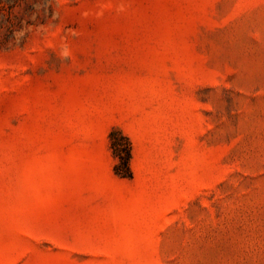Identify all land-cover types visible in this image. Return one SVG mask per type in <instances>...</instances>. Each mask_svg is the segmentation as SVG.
<instances>
[{"label":"rangeland","instance_id":"obj_1","mask_svg":"<svg viewBox=\"0 0 264 264\" xmlns=\"http://www.w3.org/2000/svg\"><path fill=\"white\" fill-rule=\"evenodd\" d=\"M0 264H264V0H0Z\"/></svg>","mask_w":264,"mask_h":264},{"label":"trees","instance_id":"obj_2","mask_svg":"<svg viewBox=\"0 0 264 264\" xmlns=\"http://www.w3.org/2000/svg\"><path fill=\"white\" fill-rule=\"evenodd\" d=\"M117 137L120 139L116 140ZM111 147L116 157L120 159V163L115 165V173L123 178L132 177V170L130 167L131 146L128 139L122 134L119 129H113L111 134Z\"/></svg>","mask_w":264,"mask_h":264},{"label":"clouds","instance_id":"obj_3","mask_svg":"<svg viewBox=\"0 0 264 264\" xmlns=\"http://www.w3.org/2000/svg\"><path fill=\"white\" fill-rule=\"evenodd\" d=\"M61 47H62V50L59 53V58L61 60H66V59H68L70 57V51L67 48V45H62Z\"/></svg>","mask_w":264,"mask_h":264}]
</instances>
